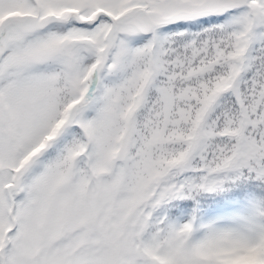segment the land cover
Masks as SVG:
<instances>
[{
	"label": "snow or ice",
	"instance_id": "obj_1",
	"mask_svg": "<svg viewBox=\"0 0 264 264\" xmlns=\"http://www.w3.org/2000/svg\"><path fill=\"white\" fill-rule=\"evenodd\" d=\"M0 264H264V0H0Z\"/></svg>",
	"mask_w": 264,
	"mask_h": 264
}]
</instances>
